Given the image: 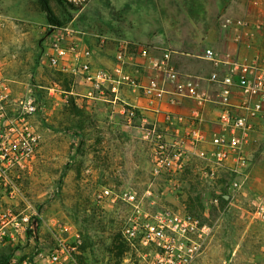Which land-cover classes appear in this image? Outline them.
I'll return each mask as SVG.
<instances>
[{"label":"rangeland","instance_id":"1","mask_svg":"<svg viewBox=\"0 0 264 264\" xmlns=\"http://www.w3.org/2000/svg\"><path fill=\"white\" fill-rule=\"evenodd\" d=\"M251 1L246 2L252 8L260 7ZM118 4L110 0L112 10ZM50 6L61 26L70 25L81 33L79 38L92 31L100 34L109 20L108 8L97 0L84 7L51 0ZM52 27L38 0H0V91L7 94L0 113V170L14 188L13 199L0 198V203L38 224L25 245L10 243L2 250L0 263L32 262L38 252L48 255L59 242L78 239L75 264H141L121 237L128 207L97 195L104 188L118 191L125 182L146 185L150 168L144 164L136 177L118 175L114 168L125 153L119 127L124 118L87 99L80 77L48 65L42 44ZM111 50L114 57L116 49ZM25 103L36 112L25 113ZM127 152L136 155L132 148ZM246 152L248 178L232 200L212 191L209 182L190 170L183 192L155 195L160 204L177 201L179 207L173 210L196 215L212 227L194 264H264V223L254 217L264 196V122H259ZM227 180L221 177L214 187L221 190Z\"/></svg>","mask_w":264,"mask_h":264},{"label":"built area","instance_id":"2","mask_svg":"<svg viewBox=\"0 0 264 264\" xmlns=\"http://www.w3.org/2000/svg\"><path fill=\"white\" fill-rule=\"evenodd\" d=\"M67 1L86 5V0ZM251 4L257 6L259 3L253 0ZM217 22L220 31L237 44L254 28L248 19L234 18L226 12L219 14ZM256 28L260 29V25ZM80 34L70 25L52 27L42 44L43 57L49 66L80 77L87 99L107 101L108 95L111 96L110 103L117 106V112L129 127L141 131L150 149L149 177L142 195L135 188L118 191L104 188L97 198L128 207L121 237L141 264H194L212 236V227L196 215L160 207L155 195L183 192L184 176L190 170L209 182L212 191L224 193L225 200L235 198L248 178L246 146L259 122H264V57L238 58L229 53L219 55L211 49H204L196 56L214 67L205 80L215 88L218 132L207 139L192 124L182 132L178 130L179 124H183L181 116L165 112L163 122H157L143 115L145 110L154 115L163 113L160 104L165 95L170 96V104L178 97L195 101L199 106L207 100L206 94L199 91L196 78L182 76L175 69L170 52L158 59L148 57L145 50L139 52L155 74L143 80L137 69L140 64L133 62L130 56L134 48L129 43L118 45L111 67L99 69L91 62L92 51L80 46ZM169 84L176 89L169 91L166 88ZM124 90L140 94L146 108L124 101L121 97ZM6 95L0 91V113L4 112ZM235 96H238L237 101H233ZM23 110L33 114L36 107L25 103ZM192 117L199 118L200 114L193 110ZM25 144L29 145L27 141ZM3 159L0 155V163ZM193 162L197 165L191 168ZM221 177H228V180L220 190L214 185ZM6 179V171L0 170V198L12 200L14 188ZM3 204L0 203V255L10 243L25 245L35 234L28 214L14 213L11 206ZM254 217L264 223V196L255 207ZM79 244L78 239L73 243L59 242L48 255L38 252L32 262L25 260L22 264H75ZM8 264L14 262L10 260Z\"/></svg>","mask_w":264,"mask_h":264},{"label":"crops","instance_id":"3","mask_svg":"<svg viewBox=\"0 0 264 264\" xmlns=\"http://www.w3.org/2000/svg\"><path fill=\"white\" fill-rule=\"evenodd\" d=\"M95 1L89 0L85 6H90ZM97 1L101 2L102 7L108 8L109 20L103 24L100 34L92 31L79 38L80 46L92 51L93 66L111 67L114 57L111 56L113 50L110 49H117L121 42H126L132 49L134 48L130 56L133 62L140 64L137 67L138 73L142 75L143 80H148L155 74L139 52L145 50L152 59H158L163 53L170 52L175 69L182 76L196 78L198 89L206 94L207 100L203 106H199L195 101L178 97L174 104H170L168 102L170 96L165 95L160 104L163 113L154 115L145 110L142 111L143 115L157 122H163L165 112L181 116L183 124H179L178 130L182 132L192 124L199 128L207 139L218 132L216 127L218 108L214 104L215 88L205 80L214 67L196 56L204 49H211L219 55L229 53L238 58L264 57V0H258L260 3L258 9L252 8L247 0H226L227 7L224 11L220 10V0H119L117 11L112 10L110 0ZM223 12L234 18H246L254 26L248 31L242 43H234L220 31L217 18ZM258 25L260 29L256 28ZM99 35L103 39H98ZM166 88L169 91L176 89L172 84L166 85ZM121 97L129 104L146 108L145 100L140 94L124 90ZM107 98V101L93 102L102 103L111 115L117 114L120 117L117 106L110 103L111 96L108 95ZM237 100L238 96H235L233 101ZM193 110L200 114L199 118L192 117ZM119 124L124 135L122 144L125 153L114 169L123 177H136L139 175V169L142 171L144 168V164L149 170L150 149L142 139L139 129L129 127L123 119ZM130 148L135 150L136 155L130 157L127 152ZM195 163L191 164V168L197 165ZM145 186V183L143 185L125 182L118 186V190L135 188L142 195ZM164 202L160 204L157 201V204L171 209L179 207L177 201L172 199H165Z\"/></svg>","mask_w":264,"mask_h":264},{"label":"trees","instance_id":"4","mask_svg":"<svg viewBox=\"0 0 264 264\" xmlns=\"http://www.w3.org/2000/svg\"><path fill=\"white\" fill-rule=\"evenodd\" d=\"M50 1L51 0H38L39 7L41 11L45 14L46 20L48 24H50L53 27H59L62 25L61 21L56 17L54 14L51 6H50ZM60 1V0H57ZM227 7V1L226 0H220V10L224 11ZM37 221L36 220H31V226H32V232L36 233L37 229ZM3 264V263H0Z\"/></svg>","mask_w":264,"mask_h":264}]
</instances>
